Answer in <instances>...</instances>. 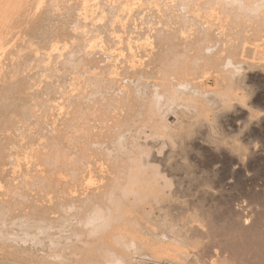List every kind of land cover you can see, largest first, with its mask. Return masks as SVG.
Returning a JSON list of instances; mask_svg holds the SVG:
<instances>
[{"label": "bare ground", "instance_id": "bare-ground-1", "mask_svg": "<svg viewBox=\"0 0 264 264\" xmlns=\"http://www.w3.org/2000/svg\"><path fill=\"white\" fill-rule=\"evenodd\" d=\"M263 44L264 0H24L0 37L1 262L264 264V113L235 92Z\"/></svg>", "mask_w": 264, "mask_h": 264}, {"label": "rangeland", "instance_id": "rangeland-1", "mask_svg": "<svg viewBox=\"0 0 264 264\" xmlns=\"http://www.w3.org/2000/svg\"><path fill=\"white\" fill-rule=\"evenodd\" d=\"M23 1L24 0H0V37L1 36H3V32H4V28H5V26L9 23V21H11L13 18H14V16L16 15V11L18 10V8H19V5H21V4H23ZM2 9V10H1ZM5 9V10H4ZM8 38L7 39H5L4 40V42L6 41V44L5 45H9V46H11L12 47V45L14 44L15 45V42L16 43H18L19 41L18 40H13V41H10V42H14V43H9L8 41ZM8 43V44H7ZM10 47V49H12ZM6 48V46H4V49ZM9 49V47L7 46V49L5 50V51H12V50H10ZM10 53V52H9ZM262 57V58H261ZM260 57V59L259 60H254L255 62H257L256 64H257V66H255V68L256 67H259V68H256L255 70H256V72H255V70H254V72L253 73H251V76H253V81L251 82V84H252V86L250 87V91H251V93L249 92L248 94L247 93H245V95H244V93H241V92H239V90H237V91H235V92H237V94L238 95H240V97H243V98H245V97H247V99L248 100H246L248 103H250V105L252 106V110L254 111V112H256V113H258V114H260L261 112L262 113H264V44H263V54H262V56ZM7 58V57H6ZM261 60V61H260ZM259 61V62H258ZM260 63V64H259ZM263 64V65H262ZM261 65L263 66V67H261ZM262 68H263V70H262ZM68 77V76H67ZM69 79L67 78L66 79V81L67 82H65V84H66V87H69V86H67V85H69L70 83H68L69 81H68ZM71 82V81H70ZM248 84V83H247ZM250 84V85H251ZM256 86V87H255ZM252 87H253V89H252ZM240 91H242V89L240 90ZM243 92V91H242ZM254 93V94H253ZM243 94V95H242ZM252 100H253V103L251 104V102H252ZM250 106V107H251ZM262 113H261V115H262ZM264 129V127L262 126H260V127H258L257 128V130L258 129ZM240 130H247L248 129V127H246V128H244L243 129V127H240L239 128ZM238 133H237V131H235V135H237ZM250 139L251 140H249L248 139V141H251L250 143H256V144H258L259 146L261 145V144H263L261 141H260V139L259 138H254V137H250ZM256 139V140H255ZM259 139V140H258ZM248 141H245L244 143H242V144H244L245 145V143L247 142V144H249V142ZM256 141H258V142H256ZM242 142V141H241ZM246 144V145H247ZM257 146V145H256ZM0 244L2 245V243L0 242ZM1 247V246H0ZM10 247V246H9ZM11 248V247H10ZM16 248H18V247H16ZM18 250H21V252H20V254L22 253V254H31V251L29 250H27V249H24L23 250V248H18ZM25 251V252H24ZM7 260V259H6ZM5 260V261H6ZM10 260V259H9ZM12 260V259H11ZM10 260V261H11ZM14 261L16 260V261H18V263H19V260L21 261V259H13ZM24 260V259H23ZM23 260L19 263V264H26V263H23ZM31 261H29V263L28 264H32L33 262L35 263V264H39L38 262H41V259H30ZM34 260H36V261H34ZM3 262V263H5L4 262V260L3 259H1L0 260V262ZM8 261V260H7ZM10 261L9 262H6V264H10ZM0 263V264H3V263ZM18 264L17 262H11V264ZM33 263V264H34Z\"/></svg>", "mask_w": 264, "mask_h": 264}]
</instances>
